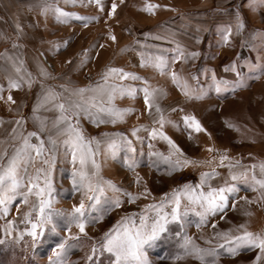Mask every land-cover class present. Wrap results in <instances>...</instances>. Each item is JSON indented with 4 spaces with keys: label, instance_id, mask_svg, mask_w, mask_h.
<instances>
[{
    "label": "snow or ice",
    "instance_id": "snow-or-ice-1",
    "mask_svg": "<svg viewBox=\"0 0 264 264\" xmlns=\"http://www.w3.org/2000/svg\"><path fill=\"white\" fill-rule=\"evenodd\" d=\"M72 3H84V0H71ZM123 2V0H121ZM94 3L100 13L104 12V0H87ZM117 4L112 0L108 17L115 15ZM249 7H264V0H249ZM30 8H38L45 18L51 13L57 20L67 21L76 16L85 26L98 22L100 15L79 16L78 13L65 12L55 0H37ZM168 7L146 0L142 10L155 14L157 9ZM226 11V10H225ZM17 37L12 47H23L17 43L24 35L23 26L17 22ZM247 25L239 8L234 9L232 19L217 27L220 39L219 47L232 46L233 37L245 31ZM107 35L112 41L117 37L109 27ZM148 34L146 33L145 36ZM252 42L242 41L257 52L255 61L245 57L230 60L222 65V74L216 67L203 65L195 72L184 73L177 70V61L187 63L199 59V49L189 50L180 41L173 40L174 47L170 50H146L151 46L134 40L126 45L121 52L136 51L141 68H152L161 76H167L186 101H201L212 94L217 97L225 93L235 94L238 89L248 86V80L254 74L264 75V32L251 33ZM7 38V37H5ZM259 39V46L254 42ZM194 39L197 43L202 37L199 32ZM68 42L57 43L55 47H67ZM104 47V45H99ZM87 49L84 50L87 53ZM170 52L171 55L167 53ZM17 73L16 78H8L9 95L6 102L15 104L11 95L12 89L27 85L32 87L35 78L26 69L22 58L3 54ZM218 55L214 53L213 56ZM88 55L80 61L83 68ZM71 63V60L67 61ZM247 68V71L243 69ZM40 74L50 77L51 73L40 66ZM231 75L232 79L226 76ZM140 81L141 83H130ZM62 91L42 86L37 103L32 109V119L37 123L34 131L24 132L25 117L19 116L12 129L13 139L19 140L11 154L7 149L0 152V244L23 245L25 250L30 246L33 250L38 245L47 244L50 250L47 264H79L70 256L74 250L87 251L83 257L84 264H154L149 258V250L156 248L168 249L160 259H171L179 262L191 258L200 264H219L221 256L235 257L240 252L255 251L250 264H264V231L253 232L248 229L247 222L233 228L218 230L215 217L225 219L229 212L237 211V202L259 204L264 207V160L251 165L242 164L240 159L229 155V149L219 148L215 144L205 145L209 155L203 159L188 156L180 145L165 131L166 124L183 129L190 139L194 134L211 133L201 121L191 113L184 114L180 121L169 118L167 113L184 112L177 103L175 107L165 108L161 105L162 98L168 95L167 90L153 84L148 76L135 71H127L123 67L106 66L94 83L85 86L68 88L67 84L59 85ZM4 88L0 85V99H3ZM64 91L70 95L64 96ZM135 99L142 96L145 113L151 118L150 124H137L130 129L132 138L123 132H101L96 136L86 134L80 118L87 117L97 127L101 124L125 122L127 117L138 113L139 109L132 106H119L118 98ZM22 107V105L20 106ZM41 108L54 110L57 115L51 121L55 136L43 133L48 130V118L38 115ZM139 118V117H138ZM3 123L0 118V124ZM229 128H236L235 123L228 122ZM144 131L146 136L139 133ZM133 138L140 145L133 143ZM163 140L168 145L165 154L154 150L152 141ZM35 140V142H33ZM148 151L145 153L144 144ZM62 149V158L70 165L67 170L70 187L60 188L54 184L53 171L58 152ZM251 155V153L249 154ZM147 157L148 166L164 171L172 176L177 171L198 165L215 164L206 171H201L198 181L185 182L161 193L157 199L147 181L136 169ZM108 161L119 162L134 174L131 181L138 190H130L104 175ZM217 168H227V175L222 176ZM31 169V170H30ZM242 191H253L257 195L251 199L241 196ZM152 196V202L139 207V211L124 212L115 219L99 236L89 235V228L101 225L114 211L122 209L125 204H136L139 200ZM62 199H72L70 207H56ZM18 203H14L17 202ZM23 205V209H21ZM13 207L17 215L10 216ZM253 213L245 211V216ZM10 217V218H9ZM202 229L210 225L213 234L201 236L205 245L197 243L190 235L191 226ZM106 257V260H102Z\"/></svg>",
    "mask_w": 264,
    "mask_h": 264
},
{
    "label": "crops",
    "instance_id": "crops-1",
    "mask_svg": "<svg viewBox=\"0 0 264 264\" xmlns=\"http://www.w3.org/2000/svg\"><path fill=\"white\" fill-rule=\"evenodd\" d=\"M128 1L129 0H125L123 4L125 5V9L126 7L128 8ZM165 1L166 0H164L163 3ZM36 3L37 0H0V85L4 88L2 93L3 99H0V118H2L4 123L6 121V116H3V113H25L24 111L28 108L30 116H26L25 118V134L28 131L36 130L37 123L31 118L32 109L37 103L38 95L42 92V86L44 88L51 86L55 88L56 91H62L59 88V85L63 84H67L69 89L85 86L89 83L96 82L99 78V74L106 66L123 67L127 71L138 72L141 75L148 76L153 84H158L164 87L167 90L168 95L161 99V105L168 108L175 107V105L179 103L184 108L183 113L180 111L167 113L171 120L180 121L181 117L187 113L194 114L197 117L196 106L194 105H197L198 101H186L179 89L172 84L167 76L159 75L152 68H141L139 66V57L136 55V51L139 50L138 48L136 50L121 52V49L126 45H130L134 40H140L144 45L151 46L146 48V50L153 52L159 50L163 54V50H170L174 47L173 40H177L189 50H201L203 48L204 53V48L207 47L208 36L205 37V34H202V36L200 35L202 39L199 43H197L194 39L195 34L198 32L197 25L199 20H197V18L187 16L184 17L182 15L181 17L175 16L171 18H161L158 16L155 18L152 15H147L146 20H148V24L151 23L149 21L153 22L155 21L154 19H156V21L159 20V24L163 25L159 26L156 32H151V27H147L148 24L146 25L145 22H141V20L139 21V19H136L137 17L119 16L121 8H123L121 6L115 15L106 23L101 19L98 22L89 23V25L94 27L90 29L89 33H87L85 32L87 27H84V23L79 19L71 18L68 19L67 23H65V20H57L51 13L47 16V18H45L40 14L38 8L29 7L30 5H35ZM55 3H57L59 7L61 4H64L67 8L70 7L62 0H55ZM94 5L95 4L93 3V6ZM168 7L174 10L178 9L180 6H178L176 0H174L173 2H170ZM163 8L167 7H161L159 10ZM83 9L86 11H84L82 16L100 15L96 11L92 13V10L85 6H83ZM156 14H158V12ZM227 21L228 19L225 18L218 20L219 24L226 23ZM17 22L23 26L24 31V35L19 37L17 43L23 45V47L13 48L12 42L13 40H16L17 37V30L15 27ZM102 23H105V25L109 24L112 32L117 37L116 41H112L109 36L108 39L103 38ZM58 25L60 27V30L58 29L59 31L52 28V26ZM122 25L126 26L127 31L120 33L118 31ZM139 25L142 27H139L142 32H135V27ZM201 25L205 26L207 32L209 31L208 26L204 25L203 22H201ZM92 30L93 32H91ZM146 33L148 34L147 36H145ZM211 35L216 36L217 34H214L212 31ZM216 37H219V35ZM64 41L68 42L67 47H60L59 49L55 47L57 43L63 44ZM123 41H125V44H120ZM99 45H104V47H99ZM224 48L220 51H224ZM85 49L88 50L87 53L84 52ZM5 50H7L8 55L22 58L25 61L27 71L32 73L35 78V82L31 88L24 85L22 88L11 90V95L16 102L15 104L6 102L7 96L9 95L8 78H16L17 73L12 68L11 63L4 57L3 54L5 53ZM106 51L108 52L106 53ZM167 54L171 55L170 52ZM85 55H88L91 59H89L86 65L81 68L80 61L84 59ZM69 60H71V63L67 62ZM199 60L200 59L190 60L187 63L177 61L175 68L177 70L183 69L185 74L195 72L197 68L201 67ZM40 66L47 69V71L51 73V76H42L39 70ZM86 76H89V78H85ZM130 83L139 84L141 82L134 81ZM68 95H70V92L64 91V96L67 97ZM116 103L121 107H135L139 109V112L127 117L125 122H119L116 124L105 123L99 125L98 127L95 124H92L87 117L81 116L80 121L86 131V134L96 136L101 132H123L129 138H132L130 131L132 127L137 124L151 123V118L145 113L142 96H137L135 99L125 96L123 98H118ZM21 105L22 107H20ZM38 115L47 117L49 121L48 130H46L43 135L45 137L47 135L55 136V130L51 128V121L55 118L57 113L50 108L47 110L41 108ZM4 123L0 124V127L3 128L5 125ZM164 131L178 144L179 140L177 138L181 137L182 132L185 135H188L183 129L182 123L180 128L173 127L171 124H166ZM139 135L146 136L147 133L141 131ZM194 135L197 136V134ZM161 141L162 140L159 139L152 141L154 149H157L161 145ZM33 142H35V140ZM163 142L164 144L166 143L165 141ZM133 143L139 149L140 145L134 140V138ZM144 151L145 153L148 151L147 142L144 144ZM60 158L61 159L59 160V157H57L55 165L58 164L59 166H63L66 164L70 166L66 160L62 157ZM145 159L147 162L146 156ZM58 161L60 162L58 163ZM117 165L121 166L119 162L108 161L104 168V175L116 182L119 178L113 176L111 171H117ZM147 168L153 169L151 166H148ZM158 175L160 177L164 176L171 178V176H167L164 173H158ZM226 175L227 168H225V176ZM120 178L121 180L123 179V177ZM131 178H133L132 175H130V179ZM240 195L247 196L251 199L256 196L257 193L253 191H242ZM149 200L151 201L152 198ZM245 211H250L253 214L251 216H245ZM216 218L222 222V225H225V229L233 228L235 225L247 222V226L250 231H264V212L259 204L249 205L243 200H239L237 202V211L229 212L223 220H221L219 216ZM231 258L233 259V257ZM226 259L230 258L226 257L225 260Z\"/></svg>",
    "mask_w": 264,
    "mask_h": 264
},
{
    "label": "rangeland",
    "instance_id": "rangeland-1",
    "mask_svg": "<svg viewBox=\"0 0 264 264\" xmlns=\"http://www.w3.org/2000/svg\"><path fill=\"white\" fill-rule=\"evenodd\" d=\"M62 1L70 6L67 8V6L65 7L64 4H61L60 7L63 8L65 12L78 13L79 16H82L84 11H86L83 9V6H85L92 10V13L96 11L100 14L101 20L105 23L113 17H108L112 0H104L105 9L103 13L98 12L99 9L96 5H94V8L93 3L88 4L87 0H84V3H72L71 0ZM163 1L164 0H152L154 3L167 6L174 0H166L164 3ZM115 2L118 5L116 12L121 6L123 7L121 8L119 16L137 17L136 19L145 22L146 25L148 24V20H146L147 15H152L155 18L158 16L161 18H171L175 16L181 17V15L184 17L197 18V20H199L197 25L199 35L202 36V34H205V37L208 36L207 47L204 48L205 52L203 53V48L200 50L202 55L199 58V64H201V66L206 64L211 67H216L218 74H222L221 67L223 64L228 63L232 59H236L238 55L240 59L248 57L255 61L257 52L247 46L242 47L241 42H252L253 38L251 33L256 31L264 32V7H249V0H176L177 5L180 6L178 9L173 10L169 7L160 10L157 9L155 14H149L142 10V5L146 0H129L128 8L126 7V9L125 5H123L125 0H123V2H121V0H115ZM236 8H239L243 14L247 27L240 35L233 37L232 46H225V48L219 47L218 41L220 37H216L218 35L217 27L220 25L218 20L225 18L228 19L227 22H229L232 19L234 9ZM157 12L158 14H156ZM71 18L78 19L76 16H72L69 19ZM154 20L155 21L153 22L149 21L151 23L147 25V27H151V32H156L159 26H163L158 23L159 20ZM67 21L64 22L67 23ZM201 22L208 26L210 33L209 31H206L205 26L201 25ZM105 23H102L101 25L102 34L103 38L108 39L107 33L109 24L105 25ZM84 27H87L85 32L89 33L90 29L94 26L89 24L85 26L84 24ZM120 27L121 28L118 32L121 33L127 31L125 25ZM139 27L142 28L141 25L135 27V32H142ZM52 28L56 31L60 30L59 25L52 26ZM212 31L217 35L212 36ZM91 32H93V30ZM254 42L259 46L258 38ZM120 44L124 45L125 41ZM222 48H224V51L221 52L220 50ZM107 52L108 51H106V53ZM214 53H218V55L213 56ZM243 70L247 71V68ZM85 78H89V76H86ZM226 78L232 79L233 77L229 75L226 76ZM194 106H196L197 118L201 121L204 127L207 128L208 132L211 133V137L206 133H199L197 136L194 135V139H190L188 135H185L182 132L181 137L177 139L179 140L180 147L188 156L203 159L212 155L205 151V145L215 144L219 148L229 149V155L236 159H240L244 165H251L264 160V75H258L257 78V75L254 74L253 77L248 80V86L238 89L235 94L225 93L221 97L212 94L210 97L198 101L197 105ZM24 112L25 113L18 112V114L11 112L3 113V116H6V121L4 120L5 123L3 122L5 124L4 127H0V152L7 149L8 153L11 154L14 150L13 146L19 143V140H14L12 138L14 135L12 129L16 127L15 120L19 116L23 115L25 118L26 116H30L28 108ZM228 122L235 123L238 126L239 131L236 128H229L227 126ZM154 150H159L167 154L168 145L166 143L164 144L162 140L161 145ZM61 152L62 151L57 155L59 160L61 159L60 157H62ZM250 153L251 155H249ZM59 162L60 161H58V163ZM215 166V164L198 165L196 167L185 168L182 171H177L173 173L171 178L164 176L160 177L158 173L166 174L163 170L165 166L161 164V170L159 171L155 167L149 169L147 168L148 164L144 157V162L136 169V172L147 181L148 187L152 189L153 195L158 199L162 192L168 191L171 188L176 187L178 184H183L185 182H192L195 184L199 179L201 171H206ZM70 167L71 165L68 166L66 164L63 166H59L58 164L55 165L53 180L57 189L70 187V180L68 179L67 173V170L70 169ZM117 169V171H111L113 176L119 178L117 183L129 187L130 190H138L137 186L131 183L134 174L122 165H117ZM217 171H219L222 176H225V168H217ZM130 175H132L133 178L130 179ZM120 177H123V179L121 180ZM150 198H152V196H149L147 200L142 198L136 204H125L122 209L114 211L104 222H102L101 225L90 227L89 235L98 237L100 232L110 226V224L114 222L115 219H118L120 215L128 211H139L141 205L152 202V200H149ZM73 202L72 199H62L56 207H70ZM14 203H18V201ZM23 207L24 206L21 205V209H23ZM261 208L264 212V207ZM15 215H17V212L16 208L13 207L10 216ZM214 219L217 222L218 230H224L225 225H222V222L216 217ZM3 222V220H0V223ZM188 232L197 239V243L206 246L205 240L201 239V236H211L213 234V229L210 225L204 226L202 229H197L193 225L188 229ZM4 246H6V244H0V247ZM18 246L22 252L21 257L25 258V261H31L34 264H47L48 256L51 254L47 244L38 245L35 250L30 246L25 250L22 244ZM87 250V247L83 250H74L70 259L73 261H79V264H84L83 257ZM165 251L169 250L156 248L149 250L148 255L149 258L153 260L154 264H200L199 261L191 258L179 262H174L171 259H160V257L164 256ZM254 256V251L240 252L235 258L233 257V259L231 256H221L219 264H250ZM226 257L230 259L225 260ZM0 258H2V256H0ZM101 259L106 260V257H102Z\"/></svg>",
    "mask_w": 264,
    "mask_h": 264
},
{
    "label": "trees",
    "instance_id": "trees-1",
    "mask_svg": "<svg viewBox=\"0 0 264 264\" xmlns=\"http://www.w3.org/2000/svg\"><path fill=\"white\" fill-rule=\"evenodd\" d=\"M22 252L18 245H8L0 247V264H34L31 261H25L21 257ZM36 264V263H35Z\"/></svg>",
    "mask_w": 264,
    "mask_h": 264
}]
</instances>
